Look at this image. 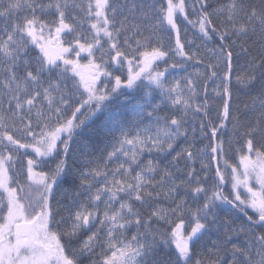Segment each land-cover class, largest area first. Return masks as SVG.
<instances>
[{"label":"snow or ice","instance_id":"1","mask_svg":"<svg viewBox=\"0 0 264 264\" xmlns=\"http://www.w3.org/2000/svg\"><path fill=\"white\" fill-rule=\"evenodd\" d=\"M145 89L136 122L107 115ZM0 264H264V0H0Z\"/></svg>","mask_w":264,"mask_h":264},{"label":"trees","instance_id":"2","mask_svg":"<svg viewBox=\"0 0 264 264\" xmlns=\"http://www.w3.org/2000/svg\"><path fill=\"white\" fill-rule=\"evenodd\" d=\"M186 2L191 4L192 0H186ZM212 2L215 3L216 0H212ZM255 2L259 3V0H255ZM191 18L195 19L194 16ZM181 28H182V32H181L182 40H184L185 35H186L188 40L195 42L192 45L186 43L185 44L186 50L194 51L196 45L202 44L197 34V29L193 28L191 25H187L183 21H181ZM185 29H186V32H185ZM165 42L166 43L170 42L168 41L167 36H165ZM249 43L251 44V42ZM207 47L211 48L212 44L209 43ZM199 54L204 56L206 60L211 59V54L207 52V50L203 46H201ZM240 63H243V59H241ZM203 69H204L203 65H194L193 67H190L187 72H183L182 74L185 76H188V75L194 76L197 70L202 72ZM175 72H176L175 76L176 75L180 76L182 70L177 69L175 70ZM171 77L172 76H170L169 78ZM212 88H213V84L211 82H208V91H209V96L211 98L209 100V104L213 109H216V108H219V103H218L219 98L215 97V94L212 91ZM146 92H147L146 89L142 91H138V92H133L132 90H126L124 95L118 96L116 99L112 101L111 108L107 115H110L113 121L119 120L120 122L124 124H130V123L136 122L139 119V115H138L139 113L151 111V106L160 104L159 96L153 94V96L149 98ZM200 99H202V97H200ZM149 100L151 101V104H149ZM230 103L233 108H240L243 110L245 104L251 105V97L247 95L244 91L234 90L233 98ZM161 107L163 108V105ZM166 114H167L166 112H163V111L161 112V115H166ZM199 115L200 114H196V116L194 117L191 112L189 113V116L187 119L190 125H192L193 127L197 126L199 122ZM258 115H259V109H256L255 111L250 110L249 119H255ZM213 116H215V111H213ZM105 119H106L105 114H101L97 118H95L94 122L91 125L90 130L86 131L83 134V138H82L83 141L86 142L92 148L93 151H97V153H98V150L103 149L108 144L109 137L105 133V128L107 127L105 123ZM145 119L147 120V117H145ZM227 134L228 136L231 135V126H229L228 128ZM197 136L199 137L198 133H197ZM201 139L202 138H198L196 141H194L195 146L197 148L204 146L201 143ZM225 139H227V136H225ZM204 143H207V141L205 140ZM185 146L186 145L182 144L181 148ZM205 162L214 165V162L209 161L207 157H205ZM196 167H197V171L199 172L200 171V161H197ZM208 173L209 175H212L214 173V167L208 169ZM21 183H24L22 178H21ZM25 191H29V190L26 189ZM32 197L33 199H35L36 198L35 194ZM56 200L59 201V204H57V207H60L63 210V205L65 203V192L63 190L56 192ZM228 211L229 210L225 206L224 208L220 210L219 214L221 215L222 218H227ZM232 211L234 212L235 210H232ZM212 238L214 239L215 237L213 236ZM207 239L208 237H205V240ZM165 251L166 250H162L160 252L161 257H165Z\"/></svg>","mask_w":264,"mask_h":264},{"label":"rangeland","instance_id":"3","mask_svg":"<svg viewBox=\"0 0 264 264\" xmlns=\"http://www.w3.org/2000/svg\"><path fill=\"white\" fill-rule=\"evenodd\" d=\"M171 78H175V79H179L180 78V76H174V77H171ZM147 93V92H146ZM34 194H35V197L38 195L37 193H35V191H33L32 192V196H34Z\"/></svg>","mask_w":264,"mask_h":264},{"label":"water","instance_id":"4","mask_svg":"<svg viewBox=\"0 0 264 264\" xmlns=\"http://www.w3.org/2000/svg\"><path fill=\"white\" fill-rule=\"evenodd\" d=\"M214 162V161H213ZM215 163V162H214Z\"/></svg>","mask_w":264,"mask_h":264}]
</instances>
